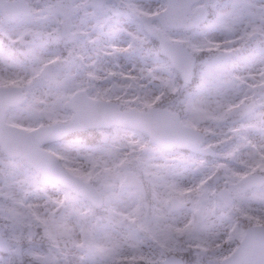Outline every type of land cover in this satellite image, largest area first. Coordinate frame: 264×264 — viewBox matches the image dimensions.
Segmentation results:
<instances>
[{"label":"rangeland","instance_id":"obj_1","mask_svg":"<svg viewBox=\"0 0 264 264\" xmlns=\"http://www.w3.org/2000/svg\"><path fill=\"white\" fill-rule=\"evenodd\" d=\"M26 1L33 13L16 16L14 24L0 13V83L20 86L25 96L6 110L7 122L29 129L67 120V98L82 87L92 98L112 99L125 109L171 102L182 122L202 129L204 145L215 152H164L144 134L120 127L88 133L83 142L70 136L45 145L72 174L95 184L102 197L95 208L34 177L21 156L0 150V234L11 248L23 246L21 255L10 251L0 264H163L167 254L188 264H220L245 225L264 223V183L245 189L239 182L250 172L264 173V94L257 92L264 81V0H197L192 8L202 4L212 12L207 27L163 34L197 55L193 94L175 83L139 27L138 17L153 16L164 0H109L98 7L76 0L65 23L37 11L36 0ZM152 24L159 28L157 20ZM48 34L66 55L57 65L52 50L37 47V37ZM174 92L178 97L170 100ZM240 100L257 106L240 121L223 122ZM127 168L142 179L144 195L120 185ZM222 186L230 192L229 205L215 194ZM173 197L190 205L173 210Z\"/></svg>","mask_w":264,"mask_h":264},{"label":"water","instance_id":"obj_2","mask_svg":"<svg viewBox=\"0 0 264 264\" xmlns=\"http://www.w3.org/2000/svg\"><path fill=\"white\" fill-rule=\"evenodd\" d=\"M70 1H61L65 6L64 14L73 9ZM102 1L96 0L95 4L99 5ZM193 2L194 0H168V5L180 4L186 6L181 9L178 18L172 16L170 21L187 28L191 24L203 20L206 15L204 7H200L195 13H192L193 17L190 20L184 17ZM11 3V5L6 7L0 0V8L8 18H12L20 9H22L24 14L29 13L24 0H16ZM13 6L14 8H12ZM166 11L167 9L156 17L163 16ZM142 21L146 30L159 39L161 52L167 55L173 65L180 70L184 80H188L191 77L194 56L182 44L168 41L162 37L160 31L152 27L148 19L142 18ZM20 100L22 98L18 88L0 87V144L2 148L11 155L22 153L24 157L29 159L30 163L43 173L46 179L64 184L74 192L82 195L83 198L92 201L96 206L100 205L101 200L94 185L72 175L52 152L41 148L40 144L60 139L68 130L84 129L91 126H108L111 124L141 130L147 133L153 142L164 148H169L172 145L197 147L202 142V134L182 125L176 112L168 111L165 108H155L148 112L135 109L122 110L112 101L89 100L85 106L74 104L75 113L71 121L47 124L30 131H24L3 121V111L6 106L17 103ZM248 110L249 107L244 105L236 108L235 119ZM203 151L210 152V149H204ZM263 180V175L253 173L243 177L241 183L244 187H248L260 185ZM122 184L137 185L144 192L141 181L132 170L126 172V177ZM218 195L224 199L226 204L231 201L229 193L225 189L219 190ZM189 204L190 202H180L176 199L171 201V206L174 209L183 205L188 206ZM60 208L61 206H59L57 211ZM7 249L3 237L0 235V250L6 251ZM15 251L17 253L20 251V245H17ZM96 253L102 256L100 251ZM164 262L165 264H171L172 262L181 264L180 258L173 255L168 256ZM221 264H264V225L249 226L235 251L230 256L222 259Z\"/></svg>","mask_w":264,"mask_h":264},{"label":"clouds","instance_id":"obj_3","mask_svg":"<svg viewBox=\"0 0 264 264\" xmlns=\"http://www.w3.org/2000/svg\"><path fill=\"white\" fill-rule=\"evenodd\" d=\"M164 7L167 9V11L165 12L163 16H160L157 18V23L159 25L160 32L162 34H168L172 28L179 26L178 24L172 23L170 21V17L175 16L178 18L180 15L181 9H183L186 6L180 5V4H170Z\"/></svg>","mask_w":264,"mask_h":264},{"label":"bare ground","instance_id":"obj_4","mask_svg":"<svg viewBox=\"0 0 264 264\" xmlns=\"http://www.w3.org/2000/svg\"><path fill=\"white\" fill-rule=\"evenodd\" d=\"M146 249H147V250H152L151 247H148V245H147Z\"/></svg>","mask_w":264,"mask_h":264}]
</instances>
